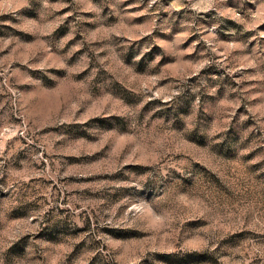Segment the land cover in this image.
Returning a JSON list of instances; mask_svg holds the SVG:
<instances>
[{
  "label": "rangeland",
  "instance_id": "obj_1",
  "mask_svg": "<svg viewBox=\"0 0 264 264\" xmlns=\"http://www.w3.org/2000/svg\"><path fill=\"white\" fill-rule=\"evenodd\" d=\"M0 264H264V0H0Z\"/></svg>",
  "mask_w": 264,
  "mask_h": 264
}]
</instances>
